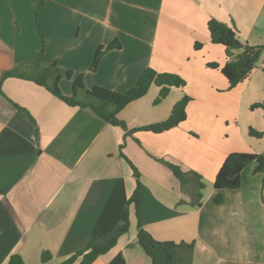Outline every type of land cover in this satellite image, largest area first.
Returning <instances> with one entry per match:
<instances>
[{"label": "crops", "instance_id": "crops-1", "mask_svg": "<svg viewBox=\"0 0 264 264\" xmlns=\"http://www.w3.org/2000/svg\"><path fill=\"white\" fill-rule=\"evenodd\" d=\"M212 18L235 29L242 42L264 46V0H45L38 17L43 36L32 0H0V81L7 70L34 77L29 73L55 62L83 74L88 90L125 93L147 68L186 80L157 106V86L127 106L119 118L130 130L165 121L185 95L193 98L179 127L127 136L90 108L71 107L31 80L6 79L0 94V264L13 254L26 264H60L94 238L111 241L137 188L121 153L141 174L144 228L158 241L194 244L177 248L174 264H264V174L251 164L241 187L223 190L219 204L212 187L228 155L264 154V138L250 135L251 128L264 131V110L251 108L264 101V51L250 76L230 89L221 72L226 49L211 41ZM114 42L122 47L103 55L92 72L97 49ZM66 83L72 81L59 86L70 97ZM158 160L203 177L211 191L204 188L201 206ZM135 217L131 206L130 234L94 264H109L119 253L127 264H151L137 243V217L132 232ZM43 252L50 261H42Z\"/></svg>", "mask_w": 264, "mask_h": 264}, {"label": "trees", "instance_id": "trees-1", "mask_svg": "<svg viewBox=\"0 0 264 264\" xmlns=\"http://www.w3.org/2000/svg\"><path fill=\"white\" fill-rule=\"evenodd\" d=\"M43 3L40 6H35L36 24L41 36H43L42 28L38 17L42 10ZM208 29L211 35L213 44L222 45L226 49L228 57L227 63L221 69L225 79L229 83L230 89H234L239 84L243 83L250 74L256 69L261 56L264 51V46H251L247 42H242L237 35L235 29L228 25L212 18L208 22ZM119 42H114L108 47L100 46L95 54L91 71H96L103 55L107 52L121 48ZM202 48L200 43L195 44V49ZM42 56L45 51V41L42 39ZM41 56V58H42ZM40 55L35 62L39 68L41 61ZM212 69H219L218 63H210L207 65ZM38 77H29L28 74L16 70H7L0 81V94H2V84L9 78L28 79L36 84L45 87L55 97L62 100L71 107L90 108L99 118L113 127L122 128L127 136H131L138 132H149L153 134H162L172 129L179 127V125L187 120V107L193 100L192 97L185 95L179 102H177L168 119L163 122L150 124L130 130L126 123L119 118V113L123 111L131 103L144 98L150 91L152 86L159 88V95L154 102L157 106L166 100L174 88H185L187 86L186 80L173 73H161L153 68H147L139 77L136 84L125 93H118L101 86H95L91 90L85 88L83 74L75 76V73L70 70L58 68L55 62L48 68H39ZM67 78L73 80V96L67 97L63 95L59 87L62 79ZM81 94L85 95L86 101L79 99ZM19 114L26 115L25 110L17 106ZM254 109L264 110V101L255 104L251 107ZM29 115V114H27ZM250 135L254 138H264V131L259 132L255 129H250ZM139 143L138 140H136ZM125 148L122 144L121 151ZM120 158L124 159L131 167L133 174L137 181V188L133 196L126 202V208L122 216V227L115 234L109 242H103L98 238H94L89 245L76 252L70 258L60 264H94L99 258L109 254L118 244L121 237L128 234L130 231V209L131 206L135 208L137 217V243L144 251L145 255L151 260V264H174V254L177 248H193L194 244L186 242L176 243L173 241H158L156 240L143 226L141 215V174L135 165L123 154ZM164 164L172 173L173 176L181 183L183 189L189 188L193 205L201 206L202 190L205 188L203 177L197 172L186 173L178 165L169 163L164 160H158ZM255 163V173L264 174V154H248V153H233L226 157L221 166L214 182V189L216 196L214 202L219 204L222 202L223 190H237L242 185V172L251 164ZM264 204V197H263ZM52 258L49 252H43L42 261L48 262ZM8 264H26L19 254H13L10 257ZM109 264H127L124 256L119 253Z\"/></svg>", "mask_w": 264, "mask_h": 264}, {"label": "rangeland", "instance_id": "rangeland-1", "mask_svg": "<svg viewBox=\"0 0 264 264\" xmlns=\"http://www.w3.org/2000/svg\"><path fill=\"white\" fill-rule=\"evenodd\" d=\"M33 1V9H34V12H35V6H40V4L41 3H43L45 0H32ZM11 33H13V32H11ZM45 53V52H44ZM44 53H43V55H44ZM39 55H40V58H41V56H42V51H41V48H40V50L38 51V58H39ZM43 57V56H42ZM37 58V59H38ZM94 58H95V56H94ZM42 59V58H41ZM92 62H94V59H93V61ZM92 65H93V63H92ZM52 66V65H51ZM58 68H61V69H63V67H60V66H58ZM66 68V67H65ZM21 71H23V69L21 70ZM92 72H94V71H92ZM25 74H27V72H24ZM29 74H33L35 77H38V72L37 73H35V72H33V73H29ZM79 75V74H78ZM65 79V82H67V81H72V84H69V83H66L67 84V86L68 85H70L71 86V88H70V91H73V80H68L67 78H64ZM62 81V80H61ZM61 81H60V83L59 84H61ZM60 87V86H59ZM45 88V87H44ZM153 88L154 89H156L155 88V86H153ZM110 90V89H109ZM130 90V89H129ZM126 92V91H125ZM71 96H73V93H72V95ZM70 96V97H71ZM151 96V95H150ZM157 97V96H156ZM155 97V98H156ZM79 99H81V100H84L85 99V101H86V98H85V95L84 94H81L80 95V97H78ZM157 99V98H156ZM155 99V100H156ZM165 101V100H164ZM155 102V101H154ZM122 112V111H121ZM120 112V113H121ZM119 113V114H120ZM251 113H249L248 114V116L247 117H244V116H242V120H244L245 121V123H247L249 120H250V118L252 117L251 115H250ZM205 184V189L207 190V193L209 192V191H211L210 190V187H209V185L208 184H206V183H204ZM212 187H214V184H213V186ZM184 191H187V194L188 195H190L191 196V194L189 193V191H190V189L189 188H187V189H183ZM204 190V189H203ZM202 190V191H203ZM213 190H214V188H213ZM205 191V190H204ZM204 191H203V194H204ZM132 196H133V194H132ZM131 196V197H132ZM130 197V198H131ZM191 198H193L192 196H191ZM193 201V200H192ZM214 201V200H213ZM215 203V202H214ZM126 208V207H125ZM135 228H136V217H135V227H133V229H132V232L135 230ZM129 232H131V231H129ZM128 234H130V233H128ZM128 234H126V235H128ZM125 235V236H126Z\"/></svg>", "mask_w": 264, "mask_h": 264}]
</instances>
